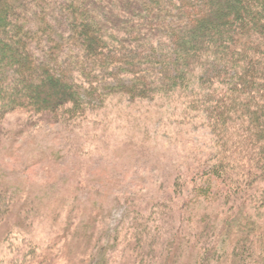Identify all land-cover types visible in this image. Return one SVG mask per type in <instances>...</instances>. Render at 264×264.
<instances>
[{
  "label": "trees",
  "instance_id": "obj_1",
  "mask_svg": "<svg viewBox=\"0 0 264 264\" xmlns=\"http://www.w3.org/2000/svg\"><path fill=\"white\" fill-rule=\"evenodd\" d=\"M134 47H147L150 54L123 63ZM63 64H69L68 75L56 71ZM114 67L127 82L92 85L100 81L99 70ZM95 91L98 106L114 94L168 101L188 91L186 111L200 113L215 137L204 174L233 183L232 172L235 183L262 184L264 207V0H0V126L18 113L31 124L66 130L96 110ZM225 192L200 187L177 200L167 195L159 207L172 221L200 226L183 240L213 233L223 238V262L247 264L244 252L256 244L255 264H264V222L239 214L245 202L234 218L223 216L219 234L204 225L202 204L218 200L222 210L232 194ZM145 227H133V246L126 245L135 260L143 244L151 255L145 242L152 232ZM201 261L215 264L218 258L205 254Z\"/></svg>",
  "mask_w": 264,
  "mask_h": 264
},
{
  "label": "rangeland",
  "instance_id": "obj_2",
  "mask_svg": "<svg viewBox=\"0 0 264 264\" xmlns=\"http://www.w3.org/2000/svg\"><path fill=\"white\" fill-rule=\"evenodd\" d=\"M146 54L147 47L126 50L123 63ZM68 65L56 71L69 73ZM116 74V67L101 69L100 81L92 85L128 81ZM93 94V105L98 106L97 91ZM189 98L188 91L168 101L114 94L66 130L33 125L24 114L7 115L0 126V264H199L205 254L218 258L215 264H229L223 262V238L213 233L183 240L200 226L172 221L170 212L159 207L167 203V195L177 200L209 187L226 195L232 191L222 210L218 200L202 204L204 225L210 229L219 234L221 220L234 218L243 202L242 217L264 222L262 184L250 187L241 179L235 183L232 172L228 178L233 183L204 174L215 153V137L200 113L186 111ZM254 199L257 208L251 212ZM149 202L153 205L147 207ZM140 223L152 232L145 242L151 245V255L146 256L143 244L135 260L130 248L133 227ZM253 247L244 252L247 264H255L254 256L260 254L256 244Z\"/></svg>",
  "mask_w": 264,
  "mask_h": 264
}]
</instances>
